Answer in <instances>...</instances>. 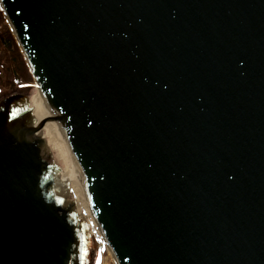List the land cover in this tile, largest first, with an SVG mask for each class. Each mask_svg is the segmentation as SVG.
<instances>
[{
  "label": "water",
  "instance_id": "95a60500",
  "mask_svg": "<svg viewBox=\"0 0 264 264\" xmlns=\"http://www.w3.org/2000/svg\"><path fill=\"white\" fill-rule=\"evenodd\" d=\"M0 6L51 107L0 100V264L90 263L53 115L118 264H264V0Z\"/></svg>",
  "mask_w": 264,
  "mask_h": 264
},
{
  "label": "rangeland",
  "instance_id": "374dc122",
  "mask_svg": "<svg viewBox=\"0 0 264 264\" xmlns=\"http://www.w3.org/2000/svg\"><path fill=\"white\" fill-rule=\"evenodd\" d=\"M10 29L9 23L0 9V100L11 94H24L29 96L30 106L35 107L33 99L41 92ZM8 33L12 34L16 47L8 48L5 44L3 45V38L7 37L6 34ZM47 132L45 131L44 137L52 152L54 161L63 169L65 167L64 161L59 157L58 150L50 143V136ZM71 188L74 191L73 187ZM72 190L70 198L77 202L78 210L80 209V203L77 193L74 191L73 194ZM88 216H83L81 219L87 222L92 236L89 264H96L98 254L101 264H117L103 233L100 232L99 225L92 217Z\"/></svg>",
  "mask_w": 264,
  "mask_h": 264
},
{
  "label": "bare ground",
  "instance_id": "6f19581e",
  "mask_svg": "<svg viewBox=\"0 0 264 264\" xmlns=\"http://www.w3.org/2000/svg\"><path fill=\"white\" fill-rule=\"evenodd\" d=\"M40 92L41 93L35 96L33 99L35 107H31V106L30 107L32 108V111L40 110L41 115L44 116L51 110V107L47 102L45 96L43 95L41 89ZM49 120L50 121L47 122L46 125L44 126L43 132L45 133V131H48L47 133L50 136V143L53 144L56 150H58L59 157L61 158V160L64 161L65 167L63 169L61 168L64 180L67 184L70 185V191L72 190L71 187H73L75 193H77V197L80 203V209L77 210L78 217L82 218L83 216H88L89 214L88 217H92L99 225L95 213L93 211V208L90 204L89 196L82 182L80 165L74 155V152L72 151V148L70 147L64 127L56 115H53L51 118H49ZM74 191L72 190L73 194ZM100 232L102 233L101 228H100ZM113 256L115 258L114 253Z\"/></svg>",
  "mask_w": 264,
  "mask_h": 264
},
{
  "label": "trees",
  "instance_id": "16d2710c",
  "mask_svg": "<svg viewBox=\"0 0 264 264\" xmlns=\"http://www.w3.org/2000/svg\"><path fill=\"white\" fill-rule=\"evenodd\" d=\"M6 36L7 37L3 38V42H2L3 45L5 44L6 47H8V48L16 47V45H15L16 42L14 41L12 34L8 33V34H6Z\"/></svg>",
  "mask_w": 264,
  "mask_h": 264
},
{
  "label": "snow or ice",
  "instance_id": "6c2138e0",
  "mask_svg": "<svg viewBox=\"0 0 264 264\" xmlns=\"http://www.w3.org/2000/svg\"><path fill=\"white\" fill-rule=\"evenodd\" d=\"M82 259H83V258H82ZM96 264H101V261H100V259H99V254H98V257H97Z\"/></svg>",
  "mask_w": 264,
  "mask_h": 264
}]
</instances>
